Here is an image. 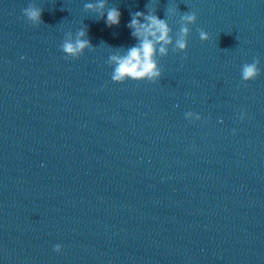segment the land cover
I'll return each instance as SVG.
<instances>
[{"label":"water","instance_id":"obj_1","mask_svg":"<svg viewBox=\"0 0 264 264\" xmlns=\"http://www.w3.org/2000/svg\"><path fill=\"white\" fill-rule=\"evenodd\" d=\"M87 2L0 0V264H264V0ZM146 4L196 13L186 53L112 81Z\"/></svg>","mask_w":264,"mask_h":264},{"label":"clouds","instance_id":"obj_2","mask_svg":"<svg viewBox=\"0 0 264 264\" xmlns=\"http://www.w3.org/2000/svg\"><path fill=\"white\" fill-rule=\"evenodd\" d=\"M106 0H96V2H87L83 8L96 13L100 18H104L107 26L118 25L121 13L118 8L111 7L106 14L102 11ZM145 11H136L131 14V19L127 27L131 30L130 34L136 38L137 44L128 48L124 55H110L109 60L113 62L114 69L111 76L112 81L122 82L126 79L137 81L156 82L162 74V68L159 58L165 57L169 52V46L175 50H181L186 53L188 36L190 34V25L196 23L197 15L194 11L181 12L178 19L179 29L173 33L166 17H172L177 14L176 7H167L164 12V18H160L157 11L145 5ZM43 9L40 7L27 6L22 9V13L27 21L33 25L43 23L41 19ZM201 41L209 39V35L203 29H197ZM87 28H80L76 33L74 41H65L61 46V51L65 56L78 58L87 48L94 49L89 38H86ZM23 58V57H21ZM257 73L255 64H245L243 66L242 76L245 80L254 78ZM235 134L236 130H232ZM60 244L53 245V251L60 252Z\"/></svg>","mask_w":264,"mask_h":264}]
</instances>
